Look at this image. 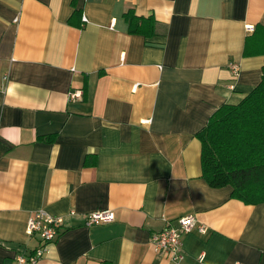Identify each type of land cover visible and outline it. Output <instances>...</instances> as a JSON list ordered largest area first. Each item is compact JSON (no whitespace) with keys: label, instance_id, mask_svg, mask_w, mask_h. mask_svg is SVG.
I'll return each mask as SVG.
<instances>
[{"label":"crops","instance_id":"0c3cea01","mask_svg":"<svg viewBox=\"0 0 264 264\" xmlns=\"http://www.w3.org/2000/svg\"><path fill=\"white\" fill-rule=\"evenodd\" d=\"M257 25L264 0H0V264L38 210L64 221L35 264H264V202L210 186L198 138L260 82ZM186 215L181 259L155 252Z\"/></svg>","mask_w":264,"mask_h":264},{"label":"trees","instance_id":"16d2710c","mask_svg":"<svg viewBox=\"0 0 264 264\" xmlns=\"http://www.w3.org/2000/svg\"><path fill=\"white\" fill-rule=\"evenodd\" d=\"M129 17L133 31L135 21ZM251 51L264 53V26L248 36ZM201 168L212 187L229 185L232 197L264 202V67L257 86L236 104H222L198 133Z\"/></svg>","mask_w":264,"mask_h":264},{"label":"built area","instance_id":"2783aa9c","mask_svg":"<svg viewBox=\"0 0 264 264\" xmlns=\"http://www.w3.org/2000/svg\"><path fill=\"white\" fill-rule=\"evenodd\" d=\"M230 69L237 74L236 65L230 64ZM81 96L80 89H73L68 93L70 100H79ZM113 219L114 213L110 209L96 210L86 214L87 225L106 223ZM63 221L62 216L52 215L44 210L36 211L27 221L26 233L28 235L37 233L40 237V244L29 255L18 254L14 257V261L8 264H35L44 255L46 246L55 238ZM196 223L197 218L193 215L180 217L176 225L167 223L161 231L152 234L150 243L153 250L168 254L172 260L178 261L182 257L181 237L183 234L190 233ZM197 229L201 233L205 232L203 225L198 226Z\"/></svg>","mask_w":264,"mask_h":264}]
</instances>
